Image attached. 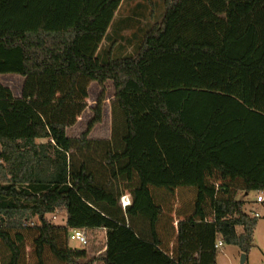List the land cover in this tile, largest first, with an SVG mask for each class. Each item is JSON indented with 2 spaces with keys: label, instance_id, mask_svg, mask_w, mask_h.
I'll return each instance as SVG.
<instances>
[{
  "label": "trees",
  "instance_id": "obj_1",
  "mask_svg": "<svg viewBox=\"0 0 264 264\" xmlns=\"http://www.w3.org/2000/svg\"><path fill=\"white\" fill-rule=\"evenodd\" d=\"M121 2L0 0V75L25 78L20 98L0 82L1 264H24L25 235L34 236L39 264L47 251L63 264H92L72 246L73 229L106 230L103 264H217L218 239L246 256L255 246L258 218L238 194L264 190V138L258 149L246 136L258 128L248 115L264 125V0H164L161 20L133 37L134 51L114 56L101 44ZM107 82L111 138L91 139ZM91 83L100 86L93 117L69 137ZM184 91L214 107L174 103ZM217 96L245 117L223 127ZM187 188L196 191L190 215L174 242L160 240L159 223L173 224L175 192ZM58 212L64 224L49 219Z\"/></svg>",
  "mask_w": 264,
  "mask_h": 264
},
{
  "label": "rangeland",
  "instance_id": "obj_2",
  "mask_svg": "<svg viewBox=\"0 0 264 264\" xmlns=\"http://www.w3.org/2000/svg\"><path fill=\"white\" fill-rule=\"evenodd\" d=\"M126 4V3H125ZM124 4L122 11H126V5ZM119 19V18H118ZM137 20V21H136ZM161 17H153L150 19H143V23L139 18L132 20L128 23L127 26H129L128 32H123L121 35H117L116 32L111 29L108 32V38H106L103 43L101 44L102 51L107 52L111 47L114 48V56H124L127 54H130L134 51V46L136 45L135 39L133 37L136 35L138 37H141L143 35V32L146 31V29L153 25L154 22L160 21ZM140 21V22H138ZM137 22V24L135 23ZM131 39V44H127V40ZM244 49L241 46H238L235 48V53L241 55L243 53ZM8 76H2L0 75V82L5 85L12 87L14 91H19L22 88L21 82L17 80H12L11 82H7ZM22 80V79H21ZM6 86V85H5ZM107 88V100H106V106H105V116L103 123L99 124L95 130L94 134L91 135V137H106L111 135L110 133V126H111V111H112V103L115 96V89L112 82H107L106 85ZM100 86L98 83H95L91 88L89 89V98H88V107L86 112L81 115L78 122L70 127L71 129L68 132V136L72 138L79 137L88 126V123L90 122L91 118L93 117L92 108L96 105V100L98 98V95L100 93L99 91ZM174 103L179 104L182 100L187 103V105L191 106V109L193 107L200 108L203 113H206V111H211L213 101L212 98L206 97L202 92H193V91H184L181 93L174 94L173 96ZM219 99H221L226 104V111L225 114L221 117L222 120L220 121L223 127L230 128L233 126L232 121L238 122V117L244 118L245 115L243 111L241 112L240 106L237 104V102L230 98H224L222 96H217ZM195 107V108H196ZM244 121V120H241ZM246 124L250 126H258V128L254 129L251 132H247L246 136L248 139V143L250 146H254L255 140L257 135H261V138H264V125L259 127L261 125V121H256L255 117L248 115L246 119ZM221 127V126H219ZM112 131V130H111ZM96 132V133H95ZM109 132V133H108ZM225 136H230L231 133L229 131L224 133ZM46 142V140H44ZM257 146V145H255ZM258 147V146H257ZM259 149V147H258ZM181 194H179V197L182 198L183 201H187L188 195L186 194V190L182 189L180 190ZM239 197V194H238ZM254 197L253 194L250 195V198ZM254 207H256L254 209ZM254 207H249L247 205L246 211L250 214H253L256 216L258 214V221L259 225L255 232V246L250 253L247 256V260L245 264H264V204H254ZM49 219H51L52 222L55 224H64L66 221V214L65 212H58L56 217L52 218V216H48ZM34 222H37L35 219ZM87 235L89 238V245L84 248L86 249L88 253V258L92 262V264H103L102 263V255L105 252V239L104 236L101 235L96 230H90L87 231ZM27 238L26 244H25V262L24 264H39L37 257L35 255V246L33 244L34 236H28L25 235ZM72 246L74 247H80L76 243H72ZM6 250L0 243V264L2 262L3 257L7 259ZM242 253L240 252L239 248L232 245H225L221 250H219L217 264H242ZM44 264H63L60 263L50 252H46L45 254V262Z\"/></svg>",
  "mask_w": 264,
  "mask_h": 264
},
{
  "label": "crops",
  "instance_id": "obj_3",
  "mask_svg": "<svg viewBox=\"0 0 264 264\" xmlns=\"http://www.w3.org/2000/svg\"><path fill=\"white\" fill-rule=\"evenodd\" d=\"M124 4L126 5V11L125 12H124V10L122 11ZM163 12H164V0H122L120 7L115 14L113 24L108 29V32L111 29H113L117 35H121V33H123L124 31L125 32L129 31V29H128L129 26H127V25L132 20L134 21V19L139 18L143 22V19H147V18L150 19L153 17L160 16L161 14H163ZM138 22H140V21H138ZM135 23L137 24V22H135ZM143 23H145V22H143ZM111 48H113V47H111ZM113 50H114V48H113ZM2 76H8L7 82H11L12 80H14V81L17 80V81L21 82L22 88L19 91H14L12 89V87L5 84L7 87H9L13 91V94L15 97L20 98L22 96V90H23V84H24L25 78L20 76V75H16V74H4ZM94 84L95 83H91L89 89ZM99 91H100V89H99ZM105 106H106V102H105ZM105 106H104V112H105ZM86 110L82 113V115L86 112ZM104 112H103V120L101 123H103V121H104V116H105ZM97 126H95V128ZM95 128L91 131L89 138H91V139H110L111 138V135H110V137L109 136L91 137V135L94 134ZM70 129L71 128L67 129V134H68ZM109 129H110V133H111L112 118H111V126ZM40 143H45V141L40 140ZM180 190H182V189H179L175 192V198L173 200V203L168 208V211H170V210L173 211L172 214L171 213L169 214L173 217V224L168 226L169 230H167V226L164 223H159V225H158V237L160 240L174 242L176 240V237H177L179 221L182 220L185 215H190V213H191L192 203L196 197V191L193 188L184 189V190H186L185 192L188 195V199H187V201H183L182 198L179 197V194H181ZM251 194H253V192H251L250 194H244L242 192H239L238 198L243 199L245 202H247V205L249 207H254V204L256 203L255 198H256L257 193L254 192L253 198H250ZM123 196H127L129 199H131L130 193L127 191L124 193ZM247 205H246V207H247ZM255 208L256 207H254V209ZM181 209L183 210V212L177 213V210H181ZM165 211H166V209H164V212ZM186 212L189 214H187ZM258 225H259V221H258L257 227H258ZM172 229L175 231H173ZM96 231H98L101 235L104 236L105 244H106V230L97 229ZM167 231H169V232L167 233ZM255 232H256V230H255ZM254 237H255V234H254ZM254 245H255V239H254ZM254 247H256V246H254ZM105 250H106V246H105Z\"/></svg>",
  "mask_w": 264,
  "mask_h": 264
},
{
  "label": "built area",
  "instance_id": "obj_4",
  "mask_svg": "<svg viewBox=\"0 0 264 264\" xmlns=\"http://www.w3.org/2000/svg\"><path fill=\"white\" fill-rule=\"evenodd\" d=\"M131 202V199L127 196H123L121 198V205L124 209L130 206ZM255 202L257 204H264V190L257 192ZM256 217H258V214H256ZM69 240L71 243H76L83 248H86L89 245V238L85 229H73L70 232ZM224 245V241L222 239H218L216 241L215 248L219 251L224 247Z\"/></svg>",
  "mask_w": 264,
  "mask_h": 264
},
{
  "label": "water",
  "instance_id": "obj_5",
  "mask_svg": "<svg viewBox=\"0 0 264 264\" xmlns=\"http://www.w3.org/2000/svg\"><path fill=\"white\" fill-rule=\"evenodd\" d=\"M247 260V256L245 254L242 255L241 263L245 264Z\"/></svg>",
  "mask_w": 264,
  "mask_h": 264
}]
</instances>
